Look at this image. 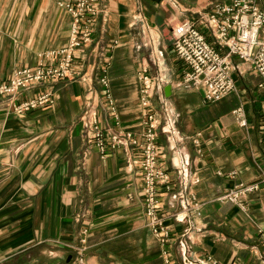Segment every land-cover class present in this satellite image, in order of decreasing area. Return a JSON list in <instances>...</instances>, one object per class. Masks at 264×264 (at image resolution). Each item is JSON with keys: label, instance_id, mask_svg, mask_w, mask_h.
I'll return each instance as SVG.
<instances>
[{"label": "crops", "instance_id": "crops-1", "mask_svg": "<svg viewBox=\"0 0 264 264\" xmlns=\"http://www.w3.org/2000/svg\"><path fill=\"white\" fill-rule=\"evenodd\" d=\"M71 1L0 0V84L20 69L36 67L41 54L67 47L73 19L60 5ZM179 1L182 11L168 0H105L104 49L78 68L74 79L21 97L30 100L52 91L54 104L18 115L8 99H0V264H77L74 248L85 229L86 264H164L145 216L142 152L126 137L141 140L145 132L144 69L158 75L145 45L153 31L166 53L165 75L180 80L190 68L174 52L173 30L213 3L232 2ZM256 3L264 9V0ZM102 30L101 21L98 36ZM234 61L240 68L234 73L237 90L220 102L207 103L199 91L164 87L169 108L179 115L160 137L162 160L172 176V190L163 188L161 198L174 234L168 247L174 264H205L208 257L219 264H264V191L249 199L247 211L219 200L238 185L257 182L264 170L263 80L238 58ZM105 70L119 122L99 82ZM92 90L109 144L105 155L90 143L82 120ZM155 106L160 108L157 100ZM241 108L246 127L234 114ZM199 134L202 154L186 140ZM195 172L201 178L195 190L204 203L196 227L183 214L181 198Z\"/></svg>", "mask_w": 264, "mask_h": 264}, {"label": "built area", "instance_id": "built-area-1", "mask_svg": "<svg viewBox=\"0 0 264 264\" xmlns=\"http://www.w3.org/2000/svg\"><path fill=\"white\" fill-rule=\"evenodd\" d=\"M176 10L182 11L179 0H168ZM72 17L71 36L67 47L48 51L40 55L34 68H24L15 72L7 83L0 84V99L10 101L11 110L18 115H26L42 107L54 104L52 91L38 95L34 99L22 100L26 92L61 81L74 79L78 68L83 67L96 52L104 49L106 43V25L108 8L105 0H72L60 5ZM103 22V30L98 36L97 28ZM203 31H207L213 39L209 42ZM174 52L190 71L180 80L169 79L165 75L164 64L166 53L149 31L150 41L145 45L152 53L151 61L158 68V75L152 77L149 69H144L140 80L141 104L144 109V129L142 139L128 134L127 140L134 148H140L142 160L140 170L143 175L144 207L147 226L162 247L164 264H174L168 247L174 242V234L166 225V217L162 209L161 190H172V176L162 160L163 147L160 137L179 119L178 113L169 108L168 98L164 95V87L171 85L173 91L202 92L207 103H217L237 90L234 73L240 71L234 59L238 58L248 65L263 80L264 86V9L256 0H232L230 4L213 3L207 10L197 12L193 19H186L173 30ZM105 52V50H103ZM81 64V66H79ZM107 70L99 79L105 89V103L110 108L114 119L119 122L118 110L110 91ZM105 74V76H104ZM83 80L86 76L81 77ZM95 91L89 93L88 109L82 120L87 127L90 143L95 145L102 155L109 149V144L101 127L99 106L95 103ZM158 101L160 108L155 106ZM238 123L247 126L243 109L234 112ZM174 119V121H173ZM201 134L189 137L194 147L202 154ZM113 149L117 148L112 144ZM2 154L0 152V160ZM201 183L198 172L189 179V183L181 192L186 207L183 211L195 225L202 218L204 203L198 198L196 188ZM264 191V170H261L257 182L241 184L223 195L219 200L248 210L249 199ZM176 219V216H175ZM200 229V228H199ZM202 231V229H200ZM89 231L82 232L81 244L74 248L76 263L86 264L85 238ZM264 245V232H261ZM205 264H219L211 257Z\"/></svg>", "mask_w": 264, "mask_h": 264}, {"label": "water", "instance_id": "water-1", "mask_svg": "<svg viewBox=\"0 0 264 264\" xmlns=\"http://www.w3.org/2000/svg\"><path fill=\"white\" fill-rule=\"evenodd\" d=\"M166 94H167L168 97L171 96V87H168V88L166 89ZM71 260H72V258L69 259V263L71 262Z\"/></svg>", "mask_w": 264, "mask_h": 264}]
</instances>
